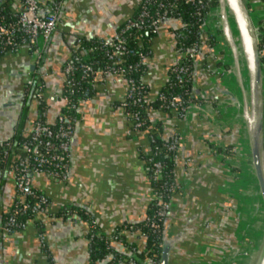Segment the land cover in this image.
I'll list each match as a JSON object with an SVG mask.
<instances>
[{
    "label": "crops",
    "instance_id": "crops-1",
    "mask_svg": "<svg viewBox=\"0 0 264 264\" xmlns=\"http://www.w3.org/2000/svg\"><path fill=\"white\" fill-rule=\"evenodd\" d=\"M38 1L45 5L51 0ZM139 2L59 0L55 26L41 46L37 64L24 44L0 53V142L25 138L37 117L53 123L63 104L61 68L77 39L111 37L136 12ZM244 2L264 24V0ZM179 24L177 18L163 20L150 37V53L140 76L149 100L165 83L169 67L179 60L173 35ZM215 41V34L212 44L201 41L200 59L194 65L191 93L198 107H190L182 117L172 110L146 108L147 128L131 129L119 104L127 89L124 75L107 72L94 77L77 102L66 178L31 174L32 187L48 197L49 212L26 217L11 234L0 236V264H103L104 260H90L88 219L99 232L109 234L123 223L132 225L145 218L152 184L144 156L150 148L148 128L153 126L161 139L179 135L172 167L175 187L162 220V239L169 245L167 264H230L241 259L250 221L245 162L248 122L235 117L236 87L223 73L222 52ZM259 56L264 103V43ZM29 76L42 83L40 99L25 90ZM246 100L247 96L242 107ZM262 149L264 155V121ZM14 196L13 172L9 165L0 166V218ZM63 206L76 211L61 215ZM120 231L126 244L142 248L144 239L137 228ZM110 247L127 251L120 240L111 241ZM110 257L108 252L102 259Z\"/></svg>",
    "mask_w": 264,
    "mask_h": 264
},
{
    "label": "built area",
    "instance_id": "built-area-1",
    "mask_svg": "<svg viewBox=\"0 0 264 264\" xmlns=\"http://www.w3.org/2000/svg\"><path fill=\"white\" fill-rule=\"evenodd\" d=\"M182 1L193 3V15L197 19L204 15V22L212 28L211 17L215 16V13L214 8L204 9L207 0ZM7 2L8 9L5 11L2 10V7L0 9V53L12 51L17 46L24 44L28 47L32 62L37 64L41 55V46L47 42L55 26L59 0H51L45 5H41L38 0H7ZM175 7L176 0H140L137 11L128 17L111 37L97 40V43L90 47L103 49L102 56L107 58L108 62L101 66H95V61L80 59L78 54H72L63 63L61 68L64 74L61 110L57 113L53 123L45 122L40 117L33 121L30 132L19 141V151L9 163L14 175L15 196L0 222L1 237L11 234L22 225L21 216L31 217L39 212H49L48 197L45 193L32 187L30 178L33 172H41L57 180L66 178L70 164L73 126L78 118L79 96L76 93L80 87L81 78H86L89 85L92 86L94 77L99 74L116 72L125 76L127 89L119 104L123 108L131 129L147 128L148 123L145 125L137 109L125 108L127 104H136L146 109L152 107L151 103L155 100L156 108L172 110L179 117H182L190 107H198L193 99L185 98L178 92H172L170 88L184 86L189 79H192L194 65L200 59L199 39L192 41L188 47L179 46L177 48L179 60L169 67L172 75L171 78L167 75L166 79L169 89L165 91L159 89L152 100L146 96L145 83L141 79L135 81L132 76L128 75L130 70L137 69L139 64H144V59L149 55L150 50L140 52L138 60L134 62H124L122 57L127 50L125 47L126 37L131 32L146 28L151 33H155L157 25L161 21L172 17L170 11ZM184 31L185 26L180 22L179 26L173 30L176 41L182 38ZM80 43L81 40L77 39L76 47L81 48ZM75 71H78L79 78L74 76ZM28 89L32 90L37 99L41 98L42 83L35 82L31 76L25 80V90ZM148 137L150 148L144 158L148 169V179L152 184L153 207L144 220L148 227L154 230L169 209L170 195L175 187L172 172L165 176L162 160L156 154L162 150L173 161L179 145V135L173 133L167 139H162L158 145L154 141L159 138V135L153 126L148 128ZM10 146V140L0 142V163L9 156ZM158 180H160L159 183H157ZM71 211L76 210L70 206H63L59 213L67 215ZM88 226L89 249L94 238L107 240L109 245L111 241L118 240L114 233L99 232L92 219H88ZM38 237L40 240L43 238L41 233H38ZM159 244L161 245V242ZM119 259L116 260L119 261ZM126 259L130 264H137L131 257ZM157 261L149 260L151 264H157Z\"/></svg>",
    "mask_w": 264,
    "mask_h": 264
},
{
    "label": "trees",
    "instance_id": "trees-1",
    "mask_svg": "<svg viewBox=\"0 0 264 264\" xmlns=\"http://www.w3.org/2000/svg\"><path fill=\"white\" fill-rule=\"evenodd\" d=\"M218 0H207L206 5L204 9L207 8H214L217 7ZM2 7V10L5 11L8 9V2L7 0H1L0 3V9ZM194 8V4L190 2H184L182 0H176V7L173 8L170 11V15L172 18H177L184 26L185 31L183 33L182 38H179L176 41V48L179 46L182 47H188L190 46L191 42L194 40L199 39V45H201V41L209 44L213 43V38L215 32L213 29H210L208 23L204 22V15H202L199 19L196 18V16L193 15L192 11ZM138 9V7H137ZM137 11V10H136ZM204 23V24H203ZM203 24V28L201 25ZM264 29V25L261 27V30ZM154 33H151L148 29L143 28L138 31H133L126 37L125 41V47L126 51L123 53L124 62H134L138 60V56L140 52H145L149 50V41L150 37ZM200 36V37H199ZM202 39V40H201ZM81 40L82 47H76L72 54H78L80 59L84 60H92L95 61V66H101L104 63L108 62L109 60L102 56L103 49H97V48H90L92 45L97 43V40ZM264 43V39L262 37L260 38V41L258 42V49L262 47V44ZM144 70V64H139L137 69L130 70L128 75L132 76L135 81H138L140 79L141 73ZM171 72L168 69V76L171 78ZM74 76L79 78L78 71L74 72ZM90 88L88 80L85 78L80 79V87L76 94H78L79 97L83 95V93ZM169 89L167 86V81L161 86L160 90L165 91ZM172 92H178L180 95H182L185 98L193 99L192 93H191V80L189 79L184 86L178 87L173 86L170 88ZM152 107H156L155 100L151 103ZM125 108H128L130 110L137 109L139 111V115L141 118H143L145 125L148 123L146 119L145 109L143 106H138L136 104H127ZM143 125V126H145ZM161 138H156L155 143L160 144ZM11 146L9 148V156L0 163L1 167L8 166L11 162V159L14 155H16L19 151V141L12 142ZM157 157H159L162 160L163 163V169L165 170V176L170 175L172 172L173 167V161L168 157V155L164 151H158ZM148 173V169H147ZM164 177V176H163ZM162 177V178H163ZM162 180V179H161ZM160 180H158L157 183H159ZM156 183V184H157ZM155 184V185H156ZM153 207L152 201L149 204L148 211L146 213L149 214L151 212V209ZM81 212L83 211L81 208L79 209ZM85 213V212H84ZM4 213L1 215L0 222L3 218ZM26 215H23L20 217V220H24L26 218ZM129 226L137 228L140 233H143V245L142 248L136 249L134 245L132 244H126L123 241L122 232L119 229L128 228ZM118 230V232H117ZM115 234L117 239L123 242V244L126 246L127 251L126 252H118L114 249H112L109 245V241L101 239V238H94L91 247H90V257L92 261L95 260H104L103 264H115L117 262L116 259L120 258L119 260H127V257H131L137 264H151L149 262L150 259L158 260L159 253H160V242L162 240V220L159 221L158 227L154 230H151L145 220L135 223V224H128L123 223L115 228L110 234ZM110 253L109 259H102L105 258L106 253ZM155 264V263H153Z\"/></svg>",
    "mask_w": 264,
    "mask_h": 264
},
{
    "label": "rangeland",
    "instance_id": "rangeland-1",
    "mask_svg": "<svg viewBox=\"0 0 264 264\" xmlns=\"http://www.w3.org/2000/svg\"><path fill=\"white\" fill-rule=\"evenodd\" d=\"M242 1L245 6V10L248 14V17L251 18L252 20L250 23V27L252 29L255 42L257 43L258 46V42L260 41V38L262 37V39H264V33L261 30V27L264 24L260 23L257 17L246 7L244 0ZM220 6L221 5L218 0L217 7L216 6H215L216 8L214 7L215 16L211 17L213 22H211L212 28L210 29H213V31H215V37H216L215 42L217 43V46L219 47V49H221L220 51L222 52L221 58L222 61L224 62L222 67L223 73L226 77H228L229 82H231L236 87L235 99L233 101V105L235 107V112H234L235 117L239 122H241V120L243 122V118L245 116L242 114V100L244 96H248L247 93H248L250 75L249 72L247 71L248 65L246 64V62L243 61V57L240 53H238L239 55L237 54L236 57H234V61L236 62L237 60L236 65L233 62L230 46L228 44V41L223 36V32L221 30V17L220 14L217 12V9ZM229 6L230 3L229 5H227L228 14L226 15V20L230 28V31L232 33L233 39L236 42L237 33L234 27L232 6H230V9ZM233 71L235 73V76H237L238 79H240L239 81L240 83L237 82L238 80L234 78ZM236 72L238 75L236 74ZM263 121H264V103L262 102V123ZM245 156H246L245 162H247L248 171H249V182H248V186H246L248 190L247 196L249 199L248 207H249V215H250L249 231H248L249 239L246 242V246L243 249V251H240L239 253L241 259H233L230 264H255L264 248V238L262 234L264 209L262 206V201L260 198L257 182L254 177L250 154L249 155L245 154Z\"/></svg>",
    "mask_w": 264,
    "mask_h": 264
},
{
    "label": "water",
    "instance_id": "water-1",
    "mask_svg": "<svg viewBox=\"0 0 264 264\" xmlns=\"http://www.w3.org/2000/svg\"><path fill=\"white\" fill-rule=\"evenodd\" d=\"M237 4L242 10V19L244 22V29L247 33L249 40V47L251 51V58L253 63L252 73V91L255 101L253 109V124L249 141V154L254 177L257 182L262 206L264 209V155L262 149V97H261V81H260V56L257 43L255 42L253 33L251 31L249 17L245 10L242 0H236ZM193 84V79H191ZM71 152V143H70ZM70 154V160H71ZM168 242L166 239L161 240L160 253L157 264H167Z\"/></svg>",
    "mask_w": 264,
    "mask_h": 264
},
{
    "label": "bare ground",
    "instance_id": "bare-ground-1",
    "mask_svg": "<svg viewBox=\"0 0 264 264\" xmlns=\"http://www.w3.org/2000/svg\"><path fill=\"white\" fill-rule=\"evenodd\" d=\"M219 2L221 6L217 9V12L220 14V17H221V30L223 32V36L228 41V44L230 46L231 55L233 57V62L236 65L237 60L235 59L236 60L235 62L234 57H236V55L240 53L243 57V61L246 62V64L248 65L247 71L249 72V75H250V81H249L250 93H248L245 107H242V112H243L242 114L245 116L248 122V145H249L250 134H251L252 124H253V109L252 108H254V105H255L253 91H252L253 63H252L251 51L249 47V40H248L247 33L244 29V22L242 19V10L240 6L237 4L236 0H219ZM229 3H230V6H232L234 27L237 33L236 42L233 39L232 33L230 31V28L226 20V15L228 14L227 5H229ZM230 6H229V9H230ZM251 21H252L251 18H249V23H251ZM260 81H261V86H262L263 79H262L261 70H260ZM263 223H264V215H263ZM262 234L264 238V232ZM255 264H264V248Z\"/></svg>",
    "mask_w": 264,
    "mask_h": 264
}]
</instances>
